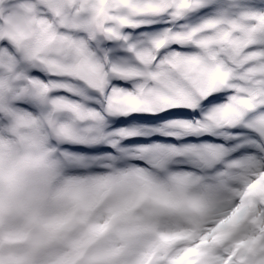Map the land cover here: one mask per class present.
<instances>
[{
  "label": "snow or ice",
  "instance_id": "1",
  "mask_svg": "<svg viewBox=\"0 0 264 264\" xmlns=\"http://www.w3.org/2000/svg\"><path fill=\"white\" fill-rule=\"evenodd\" d=\"M0 264H264V0H0Z\"/></svg>",
  "mask_w": 264,
  "mask_h": 264
}]
</instances>
